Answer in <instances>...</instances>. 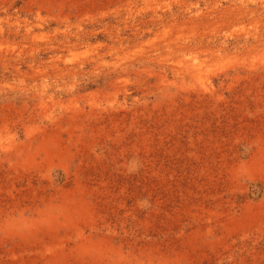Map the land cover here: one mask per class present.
<instances>
[{
    "label": "rangeland",
    "instance_id": "obj_1",
    "mask_svg": "<svg viewBox=\"0 0 264 264\" xmlns=\"http://www.w3.org/2000/svg\"><path fill=\"white\" fill-rule=\"evenodd\" d=\"M0 264H264V0H0Z\"/></svg>",
    "mask_w": 264,
    "mask_h": 264
}]
</instances>
